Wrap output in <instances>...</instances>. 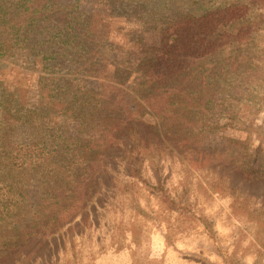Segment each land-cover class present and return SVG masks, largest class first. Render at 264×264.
I'll return each mask as SVG.
<instances>
[{"label":"rangeland","instance_id":"obj_1","mask_svg":"<svg viewBox=\"0 0 264 264\" xmlns=\"http://www.w3.org/2000/svg\"><path fill=\"white\" fill-rule=\"evenodd\" d=\"M106 1L71 0L104 15L93 26L108 65L94 78L98 93L137 118L107 121L100 107L87 128L57 109L52 89L77 88L84 76L59 81L41 63L31 64L29 51H1L0 169L8 175L0 173V224L27 215L29 204L38 210L42 201H59L52 209L57 219L44 230L51 234L19 231L16 222L3 227L24 245L0 264H264V0H145L137 10L135 0H122L131 10L120 17ZM233 4L246 19L221 31L225 47L205 51L203 81L191 80L181 99L172 85L176 104L193 111L152 131L150 115L160 124L164 104L149 103L140 72L163 47L169 34L163 23L185 9L197 15ZM17 75L24 81L15 94L7 81ZM132 126L141 132L138 147L129 138ZM59 149L66 154L53 157Z\"/></svg>","mask_w":264,"mask_h":264},{"label":"trees","instance_id":"obj_2","mask_svg":"<svg viewBox=\"0 0 264 264\" xmlns=\"http://www.w3.org/2000/svg\"><path fill=\"white\" fill-rule=\"evenodd\" d=\"M106 3L110 14H113V16H127L131 10L126 6L128 1L124 3L122 0H117L111 5L113 1L109 0ZM132 3L134 9H136L135 6L146 4L145 0H135ZM233 5L235 6L230 8L222 6L215 9L209 8L197 15H192L194 12L185 9L178 20L171 19L168 22L169 24L163 23L164 31H169L167 38L162 43L163 47L154 62L148 66L145 63L146 67H141L140 72L143 77L140 82H143L146 86L149 85L148 90L151 92L149 103L158 105L163 102L164 104L160 109L162 112L159 113V118H162L164 113L166 117L162 118L160 124L155 121V117L150 115L149 125L152 131L160 129L159 126L167 129V124L170 125L171 123V117H179L186 111H193V109H187L185 105L180 107L182 104H176L178 101L175 102V98H172V85L179 90V92H175V96L181 99L182 94L189 90L191 80L203 81L199 80L201 78L198 77V73L203 63L202 60L206 58L205 51L214 54L217 49L222 48L225 42L218 37L221 31L224 28L226 29V26L231 27L246 19L247 13L243 11V7L239 4ZM152 13L155 14V11H152ZM176 13L177 16L180 13L178 8ZM102 15L78 9L72 4L71 0H0V57L5 56L1 52L2 50L11 53L13 52L12 47H18V50L24 49L34 55L33 57L29 54L31 64L34 61L41 63L46 73L48 75H58L56 77L59 78V81L65 80V78L71 81L65 75L77 74L84 76L85 78L79 81L78 87L80 89L62 83V85L55 86L52 89L55 91L54 96L57 100L55 99L54 104L57 109L66 115L69 114L73 121L87 125V128L91 127L90 123L93 119L91 117L98 114L100 107H104L108 111L107 114H103V117L107 116L105 118L107 121H110L111 117H114L113 115H120V117L130 115L132 119L137 118H133L136 115L131 114L132 110L130 109H128L129 112H124L123 105L116 107L115 99L111 98L110 94L104 96L103 93H98L101 84L94 81V78H102V71H106L108 67L104 55L105 45L96 42L98 31L93 28V26H96L94 21L104 20V15ZM103 25L106 26V24ZM226 32L227 30H225ZM106 33L112 36V30L108 25ZM5 39H11L12 44L9 48L4 46ZM96 72L98 73L94 74ZM114 74L119 73L115 71ZM50 79L46 78V80ZM108 80L113 81V78L109 76ZM23 81L24 79L17 75L7 82L11 83L14 93L17 94ZM88 84L90 85L88 86ZM121 85L124 86L126 83L122 82ZM16 99H18L17 96ZM168 104L171 106L168 107ZM144 112L150 113L149 110ZM144 112L141 111L140 114L143 115ZM15 120L17 121L16 118ZM132 130L129 138L132 143L133 141L137 143L135 146L138 147V143L142 139L140 129L138 126L137 128L132 126ZM72 131L70 130L67 133ZM70 140L71 137L68 138L67 136L64 143L69 146ZM111 144H114V140ZM65 154V151L59 149L56 150L53 157L60 158ZM126 154L131 155L130 150ZM98 155L102 159L103 153L100 148L98 149ZM0 157L2 156L0 155ZM129 160L127 158L124 162ZM6 171L0 169V173L8 175ZM58 201L56 198L42 201L38 210L29 204L27 215L19 218V214H17L16 218L12 220L5 217L3 225L0 224V230L4 226H13V223L16 222L19 231H27L30 234L41 232L51 234V232L44 230L54 223V217L57 219L52 209ZM74 203H76V200L72 202V204ZM3 214L6 215L7 213L3 212ZM13 233L10 228L6 227L3 229V233L0 234V258L2 259L11 257L23 249L24 241L18 245V240L12 236ZM158 252L159 250L155 252V255H150L151 261H157L156 254ZM116 264L125 263L118 262Z\"/></svg>","mask_w":264,"mask_h":264}]
</instances>
